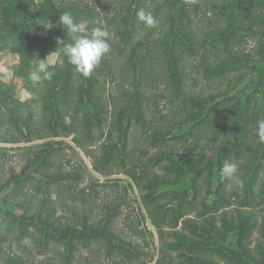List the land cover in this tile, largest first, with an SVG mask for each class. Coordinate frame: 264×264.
<instances>
[{
  "label": "trees",
  "instance_id": "1",
  "mask_svg": "<svg viewBox=\"0 0 264 264\" xmlns=\"http://www.w3.org/2000/svg\"><path fill=\"white\" fill-rule=\"evenodd\" d=\"M106 1L105 10L100 0H0V43L15 40V75H31L39 51L58 52L52 79L42 82L39 125L15 113L7 119L21 131L17 140L71 136L95 173L128 176L158 235L155 264H264V143L256 132L264 119V0H205L200 10L189 0ZM140 9L157 24L121 57ZM63 12L87 22L81 35L97 26L111 33L110 51L90 77L62 54L73 41L59 23ZM198 21L204 28L194 27ZM39 22L53 25L52 40L34 33ZM191 58L197 63L189 74ZM107 83L114 91H105ZM2 86L0 107L12 98ZM60 144L43 142L20 173L11 172L6 185L46 194L19 205L18 217L7 212L1 224L20 237L38 233L68 263L93 243L106 258L140 264L113 229L120 198L109 203L79 190L83 172L57 162ZM225 160L237 164L242 186L221 179Z\"/></svg>",
  "mask_w": 264,
  "mask_h": 264
},
{
  "label": "rangeland",
  "instance_id": "2",
  "mask_svg": "<svg viewBox=\"0 0 264 264\" xmlns=\"http://www.w3.org/2000/svg\"><path fill=\"white\" fill-rule=\"evenodd\" d=\"M86 1L89 4L93 1V3L99 5V0ZM100 1L101 6L106 10L108 8L107 1ZM204 1L205 0H189L191 4H197L199 10L201 7V9H203L202 4ZM113 13L114 9L112 8L110 14ZM202 24V21H198L194 27L198 29H200V27L204 28ZM147 27L148 26L144 23L139 22L138 19L136 20L132 27L129 40L124 45L119 56L122 57L125 55L138 40L143 38ZM34 33L47 37L49 40L53 39L47 24L42 22L38 23L34 29ZM72 35L74 39V34ZM250 43L251 41L247 43V49L250 47ZM14 46V39H7L0 43V82L3 84L2 87L12 95L8 105L0 107V264H10V259L16 260L18 262L16 264H131L133 262V260H120V257L117 258V262L106 258L103 256L101 248L97 244L92 243L90 246L80 249L79 253L75 255L76 258L68 263L63 256H61V247L59 248L56 244L52 243L47 244L38 233H32L27 237H20L19 230L14 226H10L8 229L3 227L1 224L2 221L6 222V220L8 221V218H10L6 214L7 212H11L15 217H18V215H21L23 212V206L20 207L19 205H26L27 202L30 201L31 203H37L46 194L44 192L32 195V185L22 190L16 189L14 184L6 185L11 172L20 173L26 157L38 151L41 148V144L45 141L63 142V144L56 145V147H60H57V162L67 167L73 166L80 168L83 172L84 179L80 183L79 190L83 189L87 194H91L98 199H105L109 203L120 198L122 206L118 216L113 220V229L124 239L132 243L135 253L139 255L138 261L140 264H155L160 257L158 235L149 221L142 217L139 210V208H141L139 191L135 183L131 181L128 176L123 173H112L109 175L95 173L91 167L90 160L84 155L83 151L71 141V136L46 137L34 139L29 142L17 140L22 138L21 131L17 128L15 123L7 119H9L11 113H15L17 117H29L30 120L39 125L42 121L41 96L43 92V80L40 82L34 81L32 79V74L24 78L14 74V67L18 62V55L13 51ZM46 58L50 69L58 58V52H38V60H44ZM193 59L194 58H191L189 61V74L194 73L195 63H197L194 62ZM258 68L262 69L263 66L258 64ZM257 77L258 75L256 73L250 75L243 80L239 89L244 84ZM105 91L110 92L114 90H112L111 85L107 83L105 85ZM108 111L106 125H108L112 119L111 110L109 109ZM17 125L23 127V132L25 131V127L20 121ZM223 140L224 139H222V141ZM95 146H97V144ZM95 146L91 148L93 151L96 149ZM29 173L30 172H28V174ZM236 190L238 191V189ZM141 212L144 214L142 208ZM257 214H260V212H257ZM30 231L33 232V228L30 227ZM149 231H151L152 234H150ZM256 236L257 232L254 231L253 238H256ZM228 241H234V237L231 236ZM253 243L254 242H252V244Z\"/></svg>",
  "mask_w": 264,
  "mask_h": 264
},
{
  "label": "clouds",
  "instance_id": "3",
  "mask_svg": "<svg viewBox=\"0 0 264 264\" xmlns=\"http://www.w3.org/2000/svg\"><path fill=\"white\" fill-rule=\"evenodd\" d=\"M137 19L146 26L154 27L157 24L151 13L140 9L137 12ZM60 25L67 33L74 34L71 43H67L62 48V54L67 62L72 65L76 72L83 77H90L101 60L109 53L111 33L102 26L93 27L88 35H81L88 31L86 21L76 22L69 12H63L59 15ZM51 28L53 25L50 23ZM32 73V79L36 82L42 80H51L54 72L49 69L47 58L36 60ZM257 136L260 143H264V119L257 122ZM220 177L222 180L242 186L243 180L238 175V166L236 163L225 160L220 168Z\"/></svg>",
  "mask_w": 264,
  "mask_h": 264
}]
</instances>
